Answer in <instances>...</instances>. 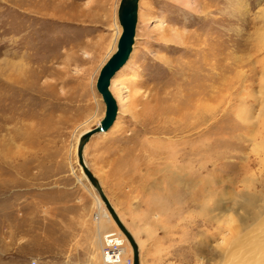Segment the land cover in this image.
Wrapping results in <instances>:
<instances>
[{
	"label": "rangeland",
	"instance_id": "obj_1",
	"mask_svg": "<svg viewBox=\"0 0 264 264\" xmlns=\"http://www.w3.org/2000/svg\"><path fill=\"white\" fill-rule=\"evenodd\" d=\"M118 3L0 0V264H99L117 232L76 148L104 115ZM110 91L83 155L140 264H238L244 197L264 207V0H139Z\"/></svg>",
	"mask_w": 264,
	"mask_h": 264
},
{
	"label": "water",
	"instance_id": "obj_2",
	"mask_svg": "<svg viewBox=\"0 0 264 264\" xmlns=\"http://www.w3.org/2000/svg\"><path fill=\"white\" fill-rule=\"evenodd\" d=\"M138 9L139 0H119L116 15L121 32L116 42V49L101 66L95 84L105 105L104 115L95 127L80 135L76 152L78 164L82 168L88 182L102 199L115 224L131 245L132 264H140L141 261L138 243L126 224L121 220L118 212L104 192L100 181L85 162L83 149L86 142L94 133L107 131L116 119L118 103L110 91V82L117 71L128 61L132 52L138 20Z\"/></svg>",
	"mask_w": 264,
	"mask_h": 264
},
{
	"label": "bare ground",
	"instance_id": "obj_3",
	"mask_svg": "<svg viewBox=\"0 0 264 264\" xmlns=\"http://www.w3.org/2000/svg\"><path fill=\"white\" fill-rule=\"evenodd\" d=\"M120 28L121 27L117 28V26H116V38L114 40V46H116V42H117L118 36H119V34L121 32ZM100 119L98 120V123H99ZM86 131H89V130H85L84 132H86ZM84 132H82V133H84ZM105 132L106 131L98 132V133H105ZM94 134H96V133H94ZM76 152H77V148H76ZM76 156H77V154H76ZM79 169L82 172L81 177L84 178L85 180H87V178L84 175L80 165H79ZM95 199H96L97 204L99 206V211L102 212V214L107 219H109L111 221L113 227L116 229V231L119 233V235L122 238H124L125 242L128 243V245L130 247V250L132 252L131 245L129 244V242L126 239L125 235L120 231L118 226L115 224V222L112 219L109 211L107 210L106 206L104 205V202L102 201V199L99 197V195L98 196L95 195ZM244 199H245L244 205L246 207H250L251 208V210L248 212L249 213L248 217L251 218L252 224L247 221L248 222L247 226L245 225L244 227H242V229H244L245 227H251L253 225V223H255L256 225L257 224H259V225L252 226L253 228L249 229V230H251L249 234H245V235H242V236L238 234L239 237H237V240H236V251H235L234 257H237L238 264H264V207H262L263 209H260L258 211V209H256L257 206H255V204H254V201H253L254 199L250 195L249 196H245ZM260 225H263V226L260 228V230L257 231V233H255L256 230L252 231L253 229H255L256 227H258ZM253 232H254V234H253ZM227 257L228 256L224 255L223 259L222 260L220 259L221 261H220L219 264H225V262H222V261H226L225 259Z\"/></svg>",
	"mask_w": 264,
	"mask_h": 264
},
{
	"label": "built area",
	"instance_id": "obj_4",
	"mask_svg": "<svg viewBox=\"0 0 264 264\" xmlns=\"http://www.w3.org/2000/svg\"><path fill=\"white\" fill-rule=\"evenodd\" d=\"M117 232L106 233L101 239L99 264H132V252H128Z\"/></svg>",
	"mask_w": 264,
	"mask_h": 264
},
{
	"label": "crops",
	"instance_id": "obj_5",
	"mask_svg": "<svg viewBox=\"0 0 264 264\" xmlns=\"http://www.w3.org/2000/svg\"><path fill=\"white\" fill-rule=\"evenodd\" d=\"M85 162H86V160H85ZM87 163V162H86ZM91 169V168H90Z\"/></svg>",
	"mask_w": 264,
	"mask_h": 264
}]
</instances>
